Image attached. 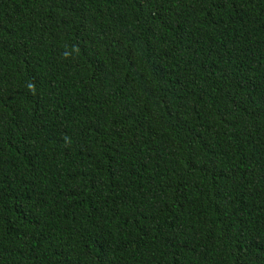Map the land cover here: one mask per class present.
<instances>
[{
	"label": "trees",
	"instance_id": "obj_1",
	"mask_svg": "<svg viewBox=\"0 0 264 264\" xmlns=\"http://www.w3.org/2000/svg\"><path fill=\"white\" fill-rule=\"evenodd\" d=\"M0 264H264V0H0Z\"/></svg>",
	"mask_w": 264,
	"mask_h": 264
}]
</instances>
